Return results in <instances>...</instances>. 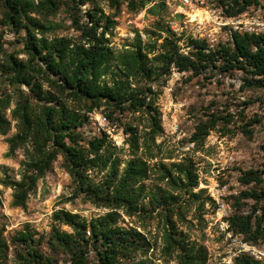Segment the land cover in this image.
I'll list each match as a JSON object with an SVG mask.
<instances>
[{"label": "trees", "instance_id": "1", "mask_svg": "<svg viewBox=\"0 0 264 264\" xmlns=\"http://www.w3.org/2000/svg\"><path fill=\"white\" fill-rule=\"evenodd\" d=\"M121 1L133 11L150 2ZM107 2L116 12L121 5L119 0ZM83 4H89L84 12ZM220 5L226 17H236L258 3L220 0ZM61 7L69 13L74 36L52 34L51 18ZM114 19L115 12L104 14L96 0H0V26L22 33L24 39L21 50L7 53L0 36V77L14 86L15 98V106L10 109L13 97L0 95V136L6 135L11 129V120L15 121L16 134L7 140L9 151L26 144L31 147L20 179L6 182L12 190V205L23 208L37 181L61 157L62 167L71 179L72 196L108 210L89 221L66 210L53 213L55 224L72 231L68 233L55 226L50 231V240L55 246L71 254L69 264H89L90 249L96 255L93 264H154L148 257L151 244L145 234L136 228L118 225L121 212L127 217L150 216L156 212L163 221L165 254L174 255L177 264H206V249L189 243L176 227V220L182 215L179 194L197 198L203 193L193 192L198 177L191 160L171 164L169 168L162 166L161 180L175 193L161 188L146 192L143 184L148 166L136 153L153 145L161 132L160 113L155 106L158 93L151 84H159V79L168 76L172 68L178 72L198 71L214 68L220 62L223 70L241 71L250 77L244 79L243 89H264V35L231 32L229 43L215 49H210L205 40L190 39L187 45L192 47V52L184 55L178 46L180 38L158 23L153 44L142 43L137 38L130 49L115 54L105 37L114 27ZM19 54L25 58H19ZM99 109L107 111L108 121L113 120L115 113L121 118L129 115L144 120L141 131L130 122L119 120L132 156L121 169V162L114 156L117 147L108 134L101 132L84 141L76 131L88 121L90 113ZM8 110L11 120L6 115ZM232 118L230 113H211L197 126L198 137L208 136L219 121L224 128ZM250 122L257 123L258 119ZM249 126H240V132L247 137L252 136ZM92 172H104L102 181L95 182ZM263 174L250 169L241 174L239 181L244 186L259 185ZM240 195L241 199H250L256 204L264 199V191L254 188ZM147 196L149 200L145 203ZM241 199L235 201L236 208L240 207ZM205 203L213 206L207 196L201 206ZM228 222L233 234L252 245H264V205L255 206L245 215L235 212ZM18 241L25 247L21 258L24 264H54L36 248L37 241L29 232L20 233ZM5 247L0 239V262ZM137 255L140 259L135 262L133 258ZM232 264L260 263L239 256Z\"/></svg>", "mask_w": 264, "mask_h": 264}, {"label": "rangeland", "instance_id": "2", "mask_svg": "<svg viewBox=\"0 0 264 264\" xmlns=\"http://www.w3.org/2000/svg\"><path fill=\"white\" fill-rule=\"evenodd\" d=\"M119 1L121 5L116 12L110 8L107 0H96L104 14L115 12V25L105 35L115 54L130 49L137 38L142 43L153 44L155 42L153 32L158 23L169 29L170 26L178 27L174 34L180 38L179 50L185 55L192 52V47L187 45L190 39L205 40L210 49H215L220 44L229 43L230 33L233 32L231 24L221 26L220 19L215 18L218 15L225 16L220 0H201L198 10L193 11L194 13L189 12L190 18L173 15L178 0H150L144 8L136 11L128 9L126 3ZM256 1L257 6L249 7L242 13L244 18L260 16L264 20V0ZM88 7L89 4L81 5L83 12ZM208 11L214 12L210 19ZM205 12L208 19L198 28L193 21L204 18ZM70 23L67 9L61 7L51 18L52 34L74 36L76 33ZM0 36L5 52L21 50L24 41L22 33L16 34L10 28L0 26ZM157 43H160V40ZM19 58H25V55L19 54ZM245 78L250 77L241 71L223 70L220 62H217L214 68L208 67L198 71L178 72L172 68L168 76L159 79V84H151L153 90L158 93L155 106L160 113L161 132L155 137L153 145H149L147 149L141 148L136 153V156L144 160L148 166L147 179L143 181L146 192L161 188L175 193L165 180H161L162 166L169 168L171 164L185 159L191 160L194 164L198 184L193 192L201 190L203 193L197 198L179 194L182 215L176 220V227L189 243L206 249V264H226L231 255L227 240L216 223L219 216L215 214V207L208 203L201 206L203 198L208 197L207 194L214 184L225 189L226 195L223 198L230 215L235 212L245 215L255 206L259 208L264 205V199L256 204L253 200L241 199L240 195L251 188L264 191V174L263 182L259 185L244 186L239 181L244 171L251 169L264 172V89H243ZM13 89L14 86L9 85L1 76L0 95L9 94L13 97L10 109L15 106ZM21 89L27 92L24 86ZM106 113L107 111L103 109L93 111L88 115V121L76 131L84 141L100 135L101 132L108 134L111 142L117 147L114 156L121 162V169L123 163L132 156L126 140L127 135L122 132L120 124L128 121L141 131L144 120L134 119L129 115H123L121 118V115L115 113L113 120L108 121ZM211 113H230L233 118L224 128L219 121L208 136L200 139L196 128L205 122ZM6 115L11 120L9 110ZM254 118L258 119L257 123L250 122ZM15 123L11 120L9 132L0 136V239L6 244L0 264H24L21 258L25 247L18 241V235L24 232H29L33 236L37 241L34 244L36 248L50 257L54 264H69L71 254L55 246L50 240V231L53 226L68 233L72 231L66 226L55 224L52 219L53 213L66 210L89 221L103 216L108 210L97 208L83 201L81 197L72 196L71 179L62 167L61 157H57L50 170L37 181L35 189L28 195L25 206L23 208L13 206L12 190L6 186V182L20 179L23 164L27 160V152L31 151L28 144L9 151L7 140L16 134ZM242 124H251L248 127L252 130L251 137L240 132ZM103 175L104 172H92L91 177L95 182H100ZM236 198L241 199L239 208L234 205ZM148 200V196L144 198L145 203ZM118 225L136 228L145 234L151 244L148 257L154 264H177L174 255L168 256L164 252L163 221L156 212L150 216L140 217H127L121 212ZM88 259L89 264L96 260L92 249L89 251ZM138 259H140L138 255L133 258L135 262Z\"/></svg>", "mask_w": 264, "mask_h": 264}, {"label": "built area", "instance_id": "3", "mask_svg": "<svg viewBox=\"0 0 264 264\" xmlns=\"http://www.w3.org/2000/svg\"><path fill=\"white\" fill-rule=\"evenodd\" d=\"M201 3V0H178V5L174 9L173 15L189 17V12L193 13V11H197ZM208 12L210 19V16L214 15V12ZM206 13L207 12H205V14ZM215 18L220 19L222 22L221 26H225L228 23L231 24L233 32L264 35V20L260 18V16H250L244 18V14H240L236 17L218 15ZM207 19L208 16L206 14L204 18H198L193 22H195V25L200 28L204 24V20ZM170 30L173 33L177 32L178 27L170 26ZM207 195L211 199L213 207H215V214L219 216L216 223L218 224L221 234L227 240V243L230 247L231 255L226 264H232L233 260L239 256H247L260 264H264V245H252L249 242L244 241L242 236L233 234L230 231L228 222V218L230 216L229 208L223 198L226 195L225 189L220 188L218 184H214Z\"/></svg>", "mask_w": 264, "mask_h": 264}, {"label": "bare ground", "instance_id": "4", "mask_svg": "<svg viewBox=\"0 0 264 264\" xmlns=\"http://www.w3.org/2000/svg\"><path fill=\"white\" fill-rule=\"evenodd\" d=\"M196 12V11H195ZM194 13V12H193ZM195 18H198V17H195Z\"/></svg>", "mask_w": 264, "mask_h": 264}]
</instances>
